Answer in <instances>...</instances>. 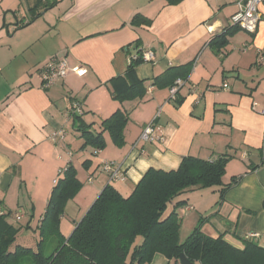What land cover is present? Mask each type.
<instances>
[{"label":"crops","instance_id":"crops-1","mask_svg":"<svg viewBox=\"0 0 264 264\" xmlns=\"http://www.w3.org/2000/svg\"><path fill=\"white\" fill-rule=\"evenodd\" d=\"M234 1L182 0L171 6L165 0H0V212L10 213L13 223L21 215L20 221L30 222L24 230L36 238L54 181L72 164L78 180L91 179V185L75 197L88 196L86 204H66L60 221L66 236L106 185L127 197L149 168L170 171L183 157L226 156L222 183H238L223 197L219 187L207 189L218 194V206L213 214L199 212L198 225L237 249L242 240L264 249V3L250 34L233 28ZM135 15L150 23L132 25ZM220 35L227 44L216 50L210 42ZM141 50L154 53L153 62L134 68L136 78L147 82L145 95L121 104L111 96L110 81L124 76ZM56 56H64L71 69L85 67L86 75L69 73L42 88L41 70ZM173 68L184 83L177 108L169 101V87L150 83ZM74 102L95 132L116 110L126 111L124 145L115 146L104 133L103 150L80 149ZM150 124L162 141L139 140ZM56 131L63 138L55 143ZM105 161L120 168L123 182L109 181L101 169ZM194 190L182 195L186 202L177 213L182 210L184 218L196 209L190 200ZM150 264L180 263L155 254Z\"/></svg>","mask_w":264,"mask_h":264},{"label":"trees","instance_id":"trees-1","mask_svg":"<svg viewBox=\"0 0 264 264\" xmlns=\"http://www.w3.org/2000/svg\"><path fill=\"white\" fill-rule=\"evenodd\" d=\"M165 1L173 6L182 0ZM54 4L49 2L44 10ZM40 15L38 13L36 17ZM149 23L150 20L141 15H135L131 20L132 25ZM226 44L224 35L210 42L216 50ZM139 54L140 51L135 55ZM142 63L141 57L131 60L126 74L110 81L111 96L115 101L122 104L144 97L147 82L138 80L134 74V68ZM178 72L177 68L167 70L152 79L151 86L172 87L182 76ZM170 102L177 108L183 98L176 94ZM128 120L126 111L116 110L101 121L100 131L95 132L92 124L84 123L82 115L73 114L75 131L82 140L80 149L103 150L106 146L104 133L115 146L122 147ZM227 162L226 156L214 161L188 156L182 158L175 170L149 168L127 197L108 184L66 237L60 230V221L66 204L82 187L75 168L68 164L59 172L52 188L45 212L35 229V241L30 243L33 246L16 244L19 232L22 228L29 229L30 222L19 226V222L9 221L10 213L0 212V264H150L155 254L175 263H179L178 256L184 254L189 261L199 264H264V249L254 242L242 240V249H237L224 241L222 235L216 238L205 235L201 224L180 242L177 210L186 202L182 195L187 190L219 187L220 197H223L238 183L233 179L223 185ZM89 165L90 162L85 161L82 167L87 170ZM49 244L51 250L46 253Z\"/></svg>","mask_w":264,"mask_h":264},{"label":"built area","instance_id":"built-area-1","mask_svg":"<svg viewBox=\"0 0 264 264\" xmlns=\"http://www.w3.org/2000/svg\"><path fill=\"white\" fill-rule=\"evenodd\" d=\"M262 3H264V0H235L236 12L231 18L232 25L243 29L247 33H254L259 24V7ZM138 57H141L144 63L154 61V53L151 50H141L140 54L133 55L131 60H135ZM69 73H73L77 77L82 78L86 75L87 69L85 67H75L71 69L68 67L64 56L52 57L41 70L40 77L42 88L48 89L52 87L56 81L65 79ZM183 85L184 83L181 79L175 80L173 86L169 88L170 101L174 100L179 88ZM72 110L76 115L82 114V109L78 102L72 104ZM158 116L159 112L156 118ZM62 138L63 133L61 131H56L51 136L52 141L55 143ZM139 140L141 142L162 141V137L158 135L154 126L150 124L143 129ZM101 169L108 175L110 182H123L125 180V176L121 174L120 168L112 162H103ZM89 181H91V179H89ZM54 183L56 182L54 181ZM15 220L19 222L21 220V215L16 214Z\"/></svg>","mask_w":264,"mask_h":264},{"label":"rangeland","instance_id":"rangeland-1","mask_svg":"<svg viewBox=\"0 0 264 264\" xmlns=\"http://www.w3.org/2000/svg\"><path fill=\"white\" fill-rule=\"evenodd\" d=\"M238 30H240L241 32H244V30L241 29V28H238ZM94 181H95V179H94ZM82 182L83 183H82V187H81L80 190H82L84 188V193L85 192L87 193L89 191L88 186L91 185L90 184L91 182L88 181V179H87V181L82 180ZM30 185H31V183H29V186ZM203 190L205 192L204 193L202 192L203 193V197L201 198L199 193L201 191H203ZM203 190H194V193L191 194L190 200L194 204L196 202V204H195L196 209L192 212L190 218H184L182 210H180L179 213H178V219L180 220V228H181L180 232H179L181 240L186 238L194 230V228L198 226V221H199V217H200V215H199L200 213L199 212H202V214H204L203 212H206L205 214L209 215L211 213L213 214L215 212V210L217 209V206H218L217 205L218 194L217 193H215V194L211 193L210 190H207V189L206 190L203 189ZM87 198H88V196L86 197V199ZM96 198H97V196L93 199V202H94V200ZM86 199L78 198V197L75 198L74 197L71 200V202H74L76 200V202L78 201L81 204H86ZM91 204H90V206H91ZM186 216H187V214L185 213V217ZM18 224H19V226H24L25 225V221H19ZM69 232H70V229H66V231H65L66 237L68 236ZM34 241L35 240L33 238V235L30 232L25 231L24 228H22V230L19 232L16 244L17 245H21L23 247H31L33 245H30V243L31 242L33 243ZM50 243H53V242H50ZM51 246H50V244L47 246L46 253L50 252V250H51L50 247Z\"/></svg>","mask_w":264,"mask_h":264},{"label":"water","instance_id":"water-1","mask_svg":"<svg viewBox=\"0 0 264 264\" xmlns=\"http://www.w3.org/2000/svg\"><path fill=\"white\" fill-rule=\"evenodd\" d=\"M178 261L180 264H194L193 262L189 261L184 254H180L178 256Z\"/></svg>","mask_w":264,"mask_h":264}]
</instances>
